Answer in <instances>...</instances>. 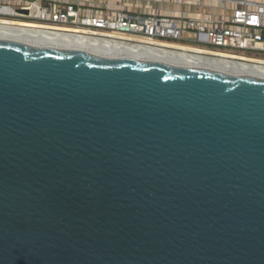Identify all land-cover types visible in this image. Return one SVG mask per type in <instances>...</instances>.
<instances>
[{
  "label": "water",
  "instance_id": "1",
  "mask_svg": "<svg viewBox=\"0 0 264 264\" xmlns=\"http://www.w3.org/2000/svg\"><path fill=\"white\" fill-rule=\"evenodd\" d=\"M0 264H264V78L0 37Z\"/></svg>",
  "mask_w": 264,
  "mask_h": 264
},
{
  "label": "built area",
  "instance_id": "2",
  "mask_svg": "<svg viewBox=\"0 0 264 264\" xmlns=\"http://www.w3.org/2000/svg\"><path fill=\"white\" fill-rule=\"evenodd\" d=\"M0 32L89 47L156 48L264 69V0H0Z\"/></svg>",
  "mask_w": 264,
  "mask_h": 264
},
{
  "label": "bare ground",
  "instance_id": "3",
  "mask_svg": "<svg viewBox=\"0 0 264 264\" xmlns=\"http://www.w3.org/2000/svg\"><path fill=\"white\" fill-rule=\"evenodd\" d=\"M1 33V32H0ZM2 34V33H1ZM21 36H17V39ZM22 41L38 43L41 45H50L57 47L83 49L91 52L106 53L117 56L135 57L147 60H154L177 65L194 66L200 68H207L211 70L222 71L226 73L245 74L251 76H258L264 78V69L255 68L252 66H244L243 64L234 63L232 61H223L217 59H210L206 57L194 56L186 53L165 52L162 49L156 48H113L112 46H88L82 42H64L49 37H29L19 39Z\"/></svg>",
  "mask_w": 264,
  "mask_h": 264
},
{
  "label": "rangeland",
  "instance_id": "4",
  "mask_svg": "<svg viewBox=\"0 0 264 264\" xmlns=\"http://www.w3.org/2000/svg\"><path fill=\"white\" fill-rule=\"evenodd\" d=\"M202 45H204L205 47H213L212 45H210L208 43H203ZM239 51L242 52V53L256 54L255 52L250 51V50H239Z\"/></svg>",
  "mask_w": 264,
  "mask_h": 264
}]
</instances>
